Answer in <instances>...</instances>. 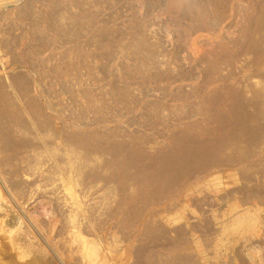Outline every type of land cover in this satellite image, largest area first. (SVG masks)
<instances>
[{
    "label": "rangeland",
    "instance_id": "rangeland-1",
    "mask_svg": "<svg viewBox=\"0 0 264 264\" xmlns=\"http://www.w3.org/2000/svg\"><path fill=\"white\" fill-rule=\"evenodd\" d=\"M0 264H264V0H0Z\"/></svg>",
    "mask_w": 264,
    "mask_h": 264
},
{
    "label": "bare ground",
    "instance_id": "bare-ground-1",
    "mask_svg": "<svg viewBox=\"0 0 264 264\" xmlns=\"http://www.w3.org/2000/svg\"><path fill=\"white\" fill-rule=\"evenodd\" d=\"M4 96V95H3ZM6 102V101H5ZM3 104V103H2ZM3 108V107H2ZM4 109V108H3ZM16 112V111H15ZM4 113V112H3ZM18 113V111L16 112ZM15 117V116H14ZM18 117V116H17ZM3 118V117H2ZM5 118V117H4ZM8 119V118H7ZM8 121V120H7ZM7 124V123H6ZM18 129V128H17ZM20 129V128H19ZM238 213V214H237ZM235 214L234 217L231 218L233 224H231L230 228H229V231L231 232H235V233H238V232H248L250 230H252L256 224V220L257 218L256 217H253V216H248V214H239V212H237ZM247 213V212H246ZM256 214V213H255ZM258 217V216H257ZM231 222V223H232ZM253 231V230H252ZM255 261V260H254Z\"/></svg>",
    "mask_w": 264,
    "mask_h": 264
}]
</instances>
